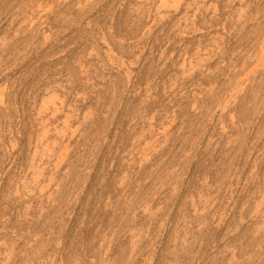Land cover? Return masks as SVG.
<instances>
[{"label":"rangeland","instance_id":"1","mask_svg":"<svg viewBox=\"0 0 264 264\" xmlns=\"http://www.w3.org/2000/svg\"><path fill=\"white\" fill-rule=\"evenodd\" d=\"M0 264H264V0H0Z\"/></svg>","mask_w":264,"mask_h":264}]
</instances>
